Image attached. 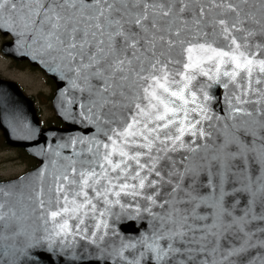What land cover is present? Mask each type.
<instances>
[{"label": "snow or ice", "instance_id": "obj_1", "mask_svg": "<svg viewBox=\"0 0 264 264\" xmlns=\"http://www.w3.org/2000/svg\"><path fill=\"white\" fill-rule=\"evenodd\" d=\"M0 34L31 41L67 77L80 117L121 128L108 143L74 139L83 147L51 180L0 185V264H21L16 222L38 209L48 243L22 264H58L50 253L77 238L110 248L115 264H264V0H0ZM197 76L227 90L226 117ZM64 102L70 112L77 98ZM116 206L151 215L152 234L106 240ZM98 250L59 261L100 264Z\"/></svg>", "mask_w": 264, "mask_h": 264}, {"label": "water", "instance_id": "obj_2", "mask_svg": "<svg viewBox=\"0 0 264 264\" xmlns=\"http://www.w3.org/2000/svg\"><path fill=\"white\" fill-rule=\"evenodd\" d=\"M11 36L13 41L5 42L2 45L3 52L16 59L27 58L32 64L40 66L54 80L56 88L53 93L52 106L55 115L65 126L41 127L33 101L23 94L16 83L0 79V113H2V117L0 118L3 120V125L0 126V129L3 132L4 142L12 146L25 148L39 162L37 166L18 177L0 181V185L4 186L5 191H17L21 182L30 184L36 173L40 171H43L46 178L51 180L54 165L65 163V157L75 158V153L83 147L80 144H73L72 141L74 139L84 138L85 140H90L95 137L97 140L108 143L104 133L108 132L109 128L121 130L118 122H114L108 126H101L98 129L96 124H91L80 117L78 113L82 109L78 108V104L83 103V94L69 88L67 77H64L63 80L60 79L64 74L52 71L49 63L36 54L35 46L31 45V41H26L23 38L16 40L14 35ZM193 83L210 85L205 88V91L208 92L210 97L207 103L213 116L226 117L228 115V104L222 100H218L222 94L227 93L222 84L218 86L203 76H197V80ZM64 89H68V91L65 92ZM65 96L77 98V103L72 105L70 112L66 110ZM131 115L132 113H129V116ZM117 117L118 120H123L120 113H117ZM225 122L231 123V121ZM219 126L217 124V127ZM189 139L188 136H185L186 141ZM197 142L200 143V141ZM181 154L190 155L183 150L171 155L176 157ZM180 171H183V169H180ZM203 175V172H201L199 175L192 176V179L199 182ZM194 186L192 185V187ZM237 186L242 187L239 184ZM161 192H164L163 188ZM89 194L91 195L90 190ZM40 211L38 209L35 213H19L20 219L16 222V229L20 234L11 243L15 245L21 264L24 260L23 252L25 250H28L30 247L37 250L44 249L48 243L46 239L47 233L44 231V228L48 227L50 229L51 224L44 225L43 220L39 218ZM160 211L157 207L152 208L153 213ZM112 213L115 215L109 214L107 216L109 229H104L105 232H109L106 240L135 243L142 237L152 234V224L154 222L152 216L148 213L141 212L139 215L134 212L121 213L118 206L113 207ZM69 223L74 224L75 221L70 220ZM86 223L93 224L94 221L86 220ZM112 231L116 235H111ZM81 246H87L89 257L93 255L94 249L98 248L99 250L95 252V255L100 259V264H115L114 258L105 259V256L111 251L110 248H104L102 243L100 245H89L87 241L80 240L79 238H77V244L72 249L58 247L50 254L57 257L58 264H62L59 261V256L68 257L69 252L75 255ZM253 251H256V249H253ZM77 264H87V259L78 261Z\"/></svg>", "mask_w": 264, "mask_h": 264}, {"label": "rangeland", "instance_id": "obj_3", "mask_svg": "<svg viewBox=\"0 0 264 264\" xmlns=\"http://www.w3.org/2000/svg\"><path fill=\"white\" fill-rule=\"evenodd\" d=\"M3 39L0 35V43ZM3 59L0 56V77L14 80L26 94L34 96L42 121L51 119L54 116L51 107L54 86L48 82L46 75L39 69L15 66ZM18 149L8 144L0 146V179L15 177L27 170L29 162Z\"/></svg>", "mask_w": 264, "mask_h": 264}, {"label": "trees", "instance_id": "obj_4", "mask_svg": "<svg viewBox=\"0 0 264 264\" xmlns=\"http://www.w3.org/2000/svg\"><path fill=\"white\" fill-rule=\"evenodd\" d=\"M32 68H34V67H32ZM48 80L54 86L53 81L51 79H48ZM43 122L44 123L42 124V126L43 125L44 126L54 125V126H60V127L64 126L63 123L61 122V120H59L56 116H53L51 119H48V120L43 121ZM1 145H4L2 135H0V146ZM18 150L20 151L21 156L23 158H25L26 161L29 162L28 168L34 167L37 164V160L35 158L29 156L24 149L19 148Z\"/></svg>", "mask_w": 264, "mask_h": 264}]
</instances>
